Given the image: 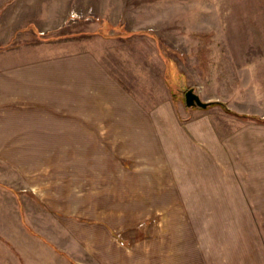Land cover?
I'll list each match as a JSON object with an SVG mask.
<instances>
[{"label":"rangeland","instance_id":"1","mask_svg":"<svg viewBox=\"0 0 264 264\" xmlns=\"http://www.w3.org/2000/svg\"><path fill=\"white\" fill-rule=\"evenodd\" d=\"M0 84V124L19 113L29 133L0 178L40 183L63 212L34 216L50 236L104 220L122 264H264V0H0ZM191 88L230 113L188 108ZM119 114L148 120L116 136Z\"/></svg>","mask_w":264,"mask_h":264},{"label":"crops","instance_id":"2","mask_svg":"<svg viewBox=\"0 0 264 264\" xmlns=\"http://www.w3.org/2000/svg\"><path fill=\"white\" fill-rule=\"evenodd\" d=\"M20 69L21 67L18 68V73H21ZM14 77L15 74L11 75L10 79ZM15 79L8 81V83L10 84L11 81H13L17 84H20L23 82V79L26 78H21L19 76ZM0 86H2V84H0ZM65 86L66 85H60L58 89L61 90ZM82 87H84V89H88V86ZM67 88L76 90V83L72 82V85H68ZM1 93H3V89L0 88V96H2ZM22 96L24 95L17 93L16 100H21ZM9 97L13 98V96ZM7 101L13 102V100L10 99ZM122 114L116 115L117 121L122 122L120 123V126L122 127L121 132H116V136H137L138 133L136 132L137 126H135V121L143 120L146 122L148 120L146 117L140 118V116H134L136 114ZM8 117V119L3 121V124H0V153L5 154L6 152H12L11 145L14 143H16L13 148L15 153H26L28 151L26 137L29 135L27 131L28 119L25 122L26 118H21L24 116L19 113H15L13 116L9 115ZM75 119L76 117L70 119L58 118L56 121L57 126H60V122H68V127L73 130ZM82 119L85 121L92 120L91 116L88 118L84 117ZM100 120L101 122H108L106 117L100 118ZM7 121H12L13 123H7ZM123 122H128V124L125 125ZM129 126L131 127L128 128ZM51 130L60 131V129ZM100 130L108 134V128H100ZM134 130L135 133L130 132ZM32 134L36 135L35 133ZM86 135L89 136L95 134H93V131L89 129V134L86 133ZM22 136L25 138L23 142L24 145L21 144ZM41 147L42 148L39 149L41 152L54 151L53 148H44V145H41ZM185 155L186 156H184V159H186L185 161L189 164L187 153ZM2 161L6 162L7 160ZM158 163L160 164V162ZM136 176L138 177V175ZM107 183H109V181L106 178L105 184ZM39 184L40 183L36 182L31 185L16 187L15 185H12L11 182L4 181L0 178V198L1 200L4 197L10 198V201H5L4 206H2L0 200V213L3 215V213L9 212V209H11V212L15 215L18 221H16V225L13 229H8V235L3 234L4 238H6L8 242H3V240L0 239V264H122L121 259H118L112 255L114 249L111 245L115 246L114 242L112 241V238L115 236V232L110 227L108 222L104 220L84 221L87 224L84 226V228H89L91 232H99L101 234L99 238L91 237L93 238L91 240L87 238L86 240H82L72 237L66 245L61 243V239L55 234V231L58 230V226L56 228L55 224L52 228L53 237L50 236L47 231H45V229L40 228L39 223L35 225L33 223L34 216L36 220L37 218L39 219L43 217H49L53 220L55 217V223H57V221L59 222L58 219H60V215L63 214L61 209L56 207L53 208V206H46L44 202V190L42 191ZM17 224H19L21 227H18ZM64 229L71 233L76 232V228H73L72 226H64L63 230L61 229L60 231H64ZM8 236L10 239L7 238Z\"/></svg>","mask_w":264,"mask_h":264},{"label":"water","instance_id":"3","mask_svg":"<svg viewBox=\"0 0 264 264\" xmlns=\"http://www.w3.org/2000/svg\"><path fill=\"white\" fill-rule=\"evenodd\" d=\"M186 106L188 108L199 107L207 109L211 103L204 102L201 97L191 88L185 93Z\"/></svg>","mask_w":264,"mask_h":264},{"label":"trees","instance_id":"4","mask_svg":"<svg viewBox=\"0 0 264 264\" xmlns=\"http://www.w3.org/2000/svg\"><path fill=\"white\" fill-rule=\"evenodd\" d=\"M216 105H221V107H223L228 113H230V112L227 110L225 104H221V103H219V102L211 103V104L209 105V107L216 106ZM241 117H244V116H241ZM254 119H256V120L258 119V120H257L258 122H262V121H263V123H264V120H262V119H260V118H254Z\"/></svg>","mask_w":264,"mask_h":264}]
</instances>
